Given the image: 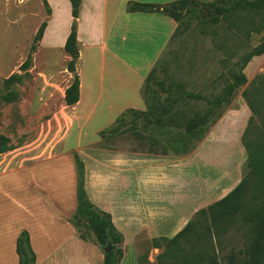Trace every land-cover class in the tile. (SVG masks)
Listing matches in <instances>:
<instances>
[{
    "label": "crops",
    "instance_id": "crops-1",
    "mask_svg": "<svg viewBox=\"0 0 264 264\" xmlns=\"http://www.w3.org/2000/svg\"><path fill=\"white\" fill-rule=\"evenodd\" d=\"M177 1L82 0L80 54L73 73L80 98L63 106L62 116L68 120L57 122L67 125L58 154L0 173V264H20L17 242L24 231L30 235L36 264L70 263L74 251L76 264H104L102 246L81 239L72 223L78 210L76 152L84 163L88 198L112 216L124 237L126 264L134 263L132 247L140 234L176 237L196 214L242 182L233 170L238 160L233 147L206 154L208 138L181 156L99 146L101 133L124 114L147 110L141 90L178 28L161 12H128L129 3L164 6ZM47 3L50 18L41 46L53 56L63 54L61 63L66 64L72 60L65 46L75 22L73 6L70 0ZM68 74L64 97L74 76ZM87 125L95 126L86 131ZM73 134L77 141L70 145Z\"/></svg>",
    "mask_w": 264,
    "mask_h": 264
},
{
    "label": "rangeland",
    "instance_id": "rangeland-1",
    "mask_svg": "<svg viewBox=\"0 0 264 264\" xmlns=\"http://www.w3.org/2000/svg\"><path fill=\"white\" fill-rule=\"evenodd\" d=\"M238 1L214 0L209 2L214 6L201 9L199 17L193 13L182 15L179 30L157 63L156 80L146 94H143L144 86L141 90L143 98L147 95L150 101L166 102L169 96L162 87L167 89L173 82L182 84L186 92L209 97L221 93L227 83L233 82L232 73L238 72L245 58L264 42V10L239 9L213 14L219 6L229 7ZM214 17L219 19L214 22ZM49 18L46 0H0V136L8 139L7 151L0 154V173L58 154L57 144L66 133L67 125H57V122L68 120L62 116L63 106L67 105L63 93L68 72H76L80 46L77 47L78 55H70L73 60L66 64L61 63L63 54L53 56L44 50L42 31ZM50 58L51 67L48 65ZM244 72L248 83L236 90L230 104L222 108V116L212 127L207 145L203 147L208 154L232 146L238 158L233 170L243 179L248 171V154L242 145V136L253 117L244 93L264 76V55L254 57ZM76 81L74 75L71 85ZM197 104L202 106L200 102L191 101L186 108L191 110ZM94 126L87 125L86 131ZM113 126L106 129L104 138L101 136L100 147L161 152L160 147L154 149L147 138L141 139L136 134V130L145 133L142 116L126 114L121 123L115 125L119 130L108 133ZM68 141L70 145L76 144L75 134ZM197 216L189 233L169 247L167 241L158 242L157 247L146 232L140 234L132 247L133 264H146L147 261L149 264H187L189 261L199 264L194 261L197 254L205 255L204 264H211V259L217 264H229L227 257L244 249L242 231L233 226L219 236L216 229L209 234L207 229L213 227L210 216L203 219ZM95 225L94 218L87 217L77 226L89 242L100 245L94 233ZM109 245L116 249L110 240L108 245L102 246L105 253ZM121 249L122 254H117L119 264H126L124 241ZM170 251V256L159 259ZM75 253L70 259L72 264L77 261ZM70 263L68 260L66 264Z\"/></svg>",
    "mask_w": 264,
    "mask_h": 264
},
{
    "label": "trees",
    "instance_id": "trees-1",
    "mask_svg": "<svg viewBox=\"0 0 264 264\" xmlns=\"http://www.w3.org/2000/svg\"><path fill=\"white\" fill-rule=\"evenodd\" d=\"M73 6V16L75 19L72 32L65 46L66 52L74 56L78 49V19L82 0H70ZM216 1V0H215ZM47 2V0H46ZM48 4V3H47ZM214 5L200 0H180L169 5L144 4L131 2L128 5V12H161L178 23L177 31L180 28V21L183 14H196L200 16V10H208ZM264 10V0H239L232 6H219L221 14H227L236 10ZM219 18L214 17L215 22ZM46 27V26H45ZM42 31V38L44 34ZM176 31V32H177ZM78 55V54H77ZM264 55V42L250 53L244 61L238 72H233V82L225 85L221 93L212 96H203L192 92H186L184 86L173 82L169 88L162 87V91L168 94L166 102L150 101L146 95L144 97L147 103L146 111L132 110L126 114L145 118V133L141 134L136 130V134L141 139H146L151 147L159 148V151H150L149 153L170 155H188L198 148V146L207 138L212 127L222 116V108L230 104L236 90L248 83L244 72L249 62L257 56ZM79 58V56H78ZM73 60V57H72ZM159 64V62H158ZM156 65L146 79L143 94H146L150 84L156 80ZM162 84H160L161 86ZM247 103L253 111V117L242 136V145L248 154L247 174L242 182L225 198L217 203L201 210L197 218H206L210 216L212 228H208L210 234L213 229L217 230V235L227 232L228 228L236 226L244 235V249L237 254H231L227 257L229 264H264V76L256 80L253 85L244 93ZM67 105H75L80 98V83L77 81L66 91ZM191 101L200 102L188 110L186 107ZM175 106V107H174ZM124 114L115 125L121 123L125 117ZM148 120V121H147ZM260 121V124H258ZM113 126L108 133H115L119 129ZM173 130V131H172ZM172 131V132H171ZM149 132V133H147ZM107 131L101 133L102 138ZM8 139L0 136V154L7 151ZM78 169V210L72 218V223L78 230L81 239L88 241V238L78 229V223L87 217H93L95 221L94 233L97 242L101 246L108 245L111 240L116 249L105 253L104 264H119L122 254L121 245L124 241L123 235L116 229L112 216L99 210L88 198L85 187V167L82 159L76 154ZM192 222L176 237L172 239L158 238L154 243L159 247L160 241H167L170 244L178 243L185 237L192 228ZM17 252L20 257V264H36V254L31 245V239L28 232L24 231L18 238ZM167 252V250H166ZM168 254L160 255L163 260L170 256ZM205 255L197 254L194 261L204 264ZM146 264H149L147 261ZM187 264H193L191 261ZM211 264H217L215 259H211Z\"/></svg>",
    "mask_w": 264,
    "mask_h": 264
},
{
    "label": "water",
    "instance_id": "water-1",
    "mask_svg": "<svg viewBox=\"0 0 264 264\" xmlns=\"http://www.w3.org/2000/svg\"><path fill=\"white\" fill-rule=\"evenodd\" d=\"M213 14H215V15H220L221 12H220L218 9H215L214 12H213ZM111 251H113V248L111 247V245H109V246L106 248V253H109V252H111Z\"/></svg>",
    "mask_w": 264,
    "mask_h": 264
}]
</instances>
